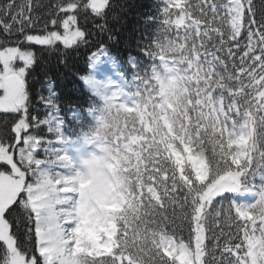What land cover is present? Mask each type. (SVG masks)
<instances>
[{
  "label": "snow or ice",
  "instance_id": "snow-or-ice-1",
  "mask_svg": "<svg viewBox=\"0 0 264 264\" xmlns=\"http://www.w3.org/2000/svg\"><path fill=\"white\" fill-rule=\"evenodd\" d=\"M107 5L57 3L42 34L25 31L41 19L32 0L0 6V28L23 34L17 46L0 49V111L22 114L11 128L14 144L0 142V161L11 167V174L0 171V264H264V0H166L164 24H174L177 35L148 52L159 64L133 76L135 99L121 102L126 93L117 89L87 109L99 107L100 121L80 135L103 149L93 160L107 162L88 189L60 147L68 140L64 120H29L25 76L36 56L19 45L71 48L86 36L76 27L77 11L103 16ZM48 23L63 32L48 31ZM178 80L188 99L173 119L170 91ZM47 88L40 99L55 109L54 85ZM112 112L124 119L107 136L102 121ZM42 125L59 146L34 134ZM121 159L128 166L120 167ZM21 194L25 237L38 255L21 250L5 218Z\"/></svg>",
  "mask_w": 264,
  "mask_h": 264
},
{
  "label": "trees",
  "instance_id": "trees-1",
  "mask_svg": "<svg viewBox=\"0 0 264 264\" xmlns=\"http://www.w3.org/2000/svg\"><path fill=\"white\" fill-rule=\"evenodd\" d=\"M21 2L23 0H17L18 4ZM32 2L33 15L41 19L34 27L26 28L25 31L28 34H42L45 30V22L52 18L48 15L49 10L55 4L66 2V0H32ZM86 2L87 0H81V4ZM190 2H195V0H190ZM6 3L7 0H0V6ZM254 3L259 6L261 0H254ZM165 4L166 0H108L103 16L95 15L91 9L77 11L78 26L86 33V36L83 42H78L71 48L65 49L60 42L52 48L34 43H21L19 45L21 48L32 50L36 56L34 64L28 68L26 77L31 105L28 113L29 120L33 115L38 119H45L50 114L56 115L64 120L63 130L68 141L77 147L86 145L80 132L94 128L99 122L100 115L99 107L93 114H89L87 109L103 103L101 92L92 90L87 82L80 79L81 76L90 72L91 57L101 49H105L113 56L118 71L127 84V95L130 97L135 90L133 76L137 73L144 75L145 72L150 74L151 65L159 64V59L153 61L148 52L158 51L155 48L157 42L166 43L168 39L176 38L175 25L169 27L164 24L167 18L163 13ZM170 11L178 10L171 8ZM171 19L175 20V17L172 16ZM8 22L11 23V21ZM59 29L61 27L47 24L48 31ZM240 39L242 43H246L244 33ZM18 40H23V34L13 29V33L9 35L0 28V48L17 46L16 41ZM133 60L137 61L135 69L130 66ZM49 82L54 85L57 93L54 98L55 109L47 106L40 99L41 95H48ZM21 115V113L0 111V142L14 144L15 134L11 132V128ZM34 134H38L44 140L51 139L55 143V134L48 133L46 125H42ZM94 144L97 146V143ZM36 155L38 158H43V150L39 149ZM16 159L18 160L17 155ZM9 170V165L0 162V171ZM27 179L30 180L31 177ZM22 198H24L23 194L17 197V202L5 213V217L12 225L11 232L17 237L21 250L38 255V252H34V245L25 237L28 224L25 212L19 204ZM239 199L247 198L240 197ZM181 235L184 239L188 238L186 231ZM3 247V242H0V249Z\"/></svg>",
  "mask_w": 264,
  "mask_h": 264
},
{
  "label": "rangeland",
  "instance_id": "rangeland-1",
  "mask_svg": "<svg viewBox=\"0 0 264 264\" xmlns=\"http://www.w3.org/2000/svg\"><path fill=\"white\" fill-rule=\"evenodd\" d=\"M76 27H79L78 23ZM55 31L63 32L61 30H55ZM97 53L99 54L98 58L95 61L91 62V74L88 76L89 85L95 91L100 89L102 96L110 94L113 90H117V89H122L123 92L126 93L125 84L123 82L121 74L116 68L113 58L105 50H103L102 52L99 51ZM15 66L21 67L23 66V63L17 60ZM0 68H2V65H0ZM27 71L28 69H26V75H27ZM2 94L3 93L1 92L0 95ZM120 100L123 103H128V104L131 103V98L127 94L121 96ZM60 147L64 149L65 154L73 162L74 170H79V171L83 170L81 168L82 157H86L90 154L99 155L98 148L92 143L91 144L87 143L86 148L84 149L82 147H78L75 149L68 142L61 144ZM10 151H12L14 160L17 162L19 166V160L16 159V155L18 157L17 151L15 149H10ZM5 172L11 174V167L9 171H5Z\"/></svg>",
  "mask_w": 264,
  "mask_h": 264
},
{
  "label": "clouds",
  "instance_id": "clouds-1",
  "mask_svg": "<svg viewBox=\"0 0 264 264\" xmlns=\"http://www.w3.org/2000/svg\"><path fill=\"white\" fill-rule=\"evenodd\" d=\"M190 88V85L187 86ZM188 99V93L185 90V82L183 80L177 81V87L170 91V100L173 105V111L170 112V115L173 119L179 116L180 112L184 109L186 106V102ZM124 119V114H117V113H107L104 116V120L102 121V124L104 125V131L107 136H111L116 131V125L118 122H121ZM98 121H100V117H98ZM97 147L100 151V155L96 154H90L86 157H82L81 159V168L83 169L81 174L83 175L85 181H86V187L88 189H93L97 183V181L100 178L101 174V165H104L106 167V161L105 160H99V163L97 161L93 160V157L100 158L104 156L103 149L99 144H97ZM105 147H110V145H105ZM127 162L123 161L121 159L120 161V167H126ZM111 171V169H109ZM128 174L126 173H120L121 178L126 179ZM125 190H127L130 185L125 184L124 185Z\"/></svg>",
  "mask_w": 264,
  "mask_h": 264
}]
</instances>
